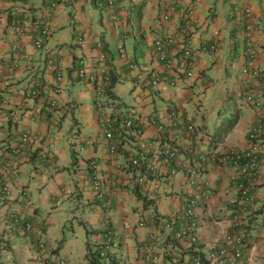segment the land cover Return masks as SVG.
<instances>
[{"label": "crops", "instance_id": "crops-1", "mask_svg": "<svg viewBox=\"0 0 264 264\" xmlns=\"http://www.w3.org/2000/svg\"><path fill=\"white\" fill-rule=\"evenodd\" d=\"M172 1L178 8L164 20V14L169 12L167 0H116L115 8H111L106 0H0V69L5 70V80L0 82V97L3 98L0 122L6 120L4 126H0V163L22 131L30 129L32 134L30 145L18 156V165L10 174L13 194L0 210L18 209L24 222L34 224L32 240L22 239L17 234H9L6 238L5 225L1 224L0 264H41L36 258V242L43 239L55 261L64 258L66 264H88L90 238H87L89 245L83 259L77 243L72 244L71 251H65L62 246L76 234V229H66V223L58 226L57 219L46 215L66 207L71 198L87 199L89 209H92L88 215H95L89 219L93 221L98 217L99 228L93 229L97 241L104 231L105 214L110 210L112 226L119 232V237L115 238L118 264H146L142 260L141 246L155 226L147 222V226L138 227L136 223L142 219L151 220L156 212L160 215L176 212L181 206V193L195 191L194 187L185 184L184 171L167 182L162 180L161 174H156L144 184L135 185L133 176L136 172L128 159V149L134 139L122 128L116 131V137L121 140L119 151L116 156L110 153L95 104V88L78 76L82 64L90 66L94 63L97 41L103 42L114 67L112 94L106 95L107 101L112 96L111 102L117 104L114 111L119 113L138 104L135 106L140 107L146 119L155 116L165 126V131L160 133L157 127L145 124L150 148L161 136L166 143L181 147L184 161H193L196 158L189 153L194 148L205 152L215 147L225 152L248 147V130L255 123L256 108L254 102L245 101L242 93L264 100V0ZM52 2L56 5L49 12ZM189 8H195L191 17L194 62L190 65L194 75L176 77L154 54L155 29L160 27L161 34L172 32L184 24ZM17 21L26 25L23 34L15 29ZM248 23L255 26L250 36L246 32ZM67 24L69 33L63 29ZM38 36L44 38L49 51L35 48L34 40ZM79 37L84 38L85 46L74 42ZM16 41L22 45V52L12 50ZM120 43L124 44L127 57L121 55ZM212 44L217 46L213 53L209 49ZM178 47L175 43L168 48L170 57L180 54ZM48 57L53 58L57 70L64 75L66 88L60 93L55 92V72L46 69ZM11 63L14 70L6 71ZM245 68L248 69L246 73ZM254 69L260 71V77H252ZM38 71H42L40 78L36 77ZM139 71L149 75L147 80L150 82L143 87L137 83ZM152 74L161 77L158 87L151 83ZM7 83L14 85L13 91H8L11 87ZM38 84L39 95L26 98L27 92ZM77 85L80 90L74 93ZM125 91L133 99L131 103L122 99ZM52 99L56 100V105L48 111L46 106ZM227 101L234 104L232 111H225ZM172 103L182 112L192 114L200 127V136L189 139L184 131L175 132L171 123L174 120L167 116ZM76 110L83 111L84 126L91 128L87 136L80 133L79 144L73 138L76 136L64 130L66 117ZM5 114L7 119L3 118ZM76 119L74 117V121ZM175 122L178 128L184 125L181 116ZM74 126L78 127V124L73 123ZM89 138L94 140L92 145L85 143ZM92 159L97 161L107 202L93 201L92 168L89 165ZM26 165H30L29 170L24 169ZM171 168L172 165L161 167L166 173ZM231 171L230 165L212 164L202 175L205 182L215 188V195L205 202L199 198L198 211L206 217V226L200 227V231L203 233L208 229L215 236L200 233L201 244L196 247L186 241H175L171 234L162 232L157 249L163 256V264H175L173 253L178 251L182 252L180 264H192L195 252L205 253L212 241L232 230L229 219L239 206V195L228 178ZM257 180L256 190L260 197L244 210L250 212L246 219L249 242L237 264H264V163ZM121 196L123 200H120ZM85 209L88 208L85 206ZM84 216L80 218V224H85ZM127 223L134 227L126 228ZM22 245L30 251L27 259L18 249Z\"/></svg>", "mask_w": 264, "mask_h": 264}, {"label": "built area", "instance_id": "built-area-1", "mask_svg": "<svg viewBox=\"0 0 264 264\" xmlns=\"http://www.w3.org/2000/svg\"><path fill=\"white\" fill-rule=\"evenodd\" d=\"M111 8L116 7V0H106ZM55 2L50 3L48 11L51 12L55 8ZM167 6L169 12L164 14V20L170 18V13L177 10L178 5L172 0H167ZM195 13V8H189L187 10V17L184 24H180L172 32L159 33V28L155 29V39H154V54L158 60L164 63L165 69L170 72V74H175L176 77L188 76L192 77L194 75L193 69L190 65L194 62V52L192 48V19L191 17ZM113 17L118 19V16L113 13ZM15 29H17L21 34L26 31L25 25L17 21ZM255 26L248 23L247 24V35L250 36L254 31ZM47 32V30L45 31ZM219 32H216L218 34ZM78 44L85 46V41L83 38H79L76 41ZM251 42V41H250ZM248 42V43H250ZM177 43L179 45L178 49L180 54H176L174 57H170L168 54V48ZM34 46L36 49H41L44 51H49L46 41L42 36H38L34 40ZM120 53L122 56H126V51L124 49V44H118ZM12 48L16 52H22L23 47L19 42H15ZM252 52L251 47L249 46ZM97 54L94 57V63L90 66L82 64L79 68L78 75L83 79L89 81L95 88L96 97L98 98V108L100 110V117L103 125V131L109 142L110 153L116 156L118 151V146L120 140L116 137V131L122 128V131H126L134 139V143L128 149V159L129 163L136 174L133 176V181L135 185L144 184L148 180V175L161 174L162 180L167 182L170 177L177 175L180 171H184L185 184L194 187L195 191H185L179 196L181 206L180 208L169 214L168 217H156L151 220H140L136 223L138 227H145L148 225L147 222L152 223L155 227L150 230L147 234L144 242L141 246L142 258L144 260H159V255L156 250L158 244L161 240V233L167 232L172 235V238L177 241H188L196 242L198 239L197 234V220L202 217L198 209L201 206L199 198L202 197L205 202L209 198L215 195V188L210 186L205 182L202 175L203 172L212 164L217 165H230L232 167L231 173L228 175L229 180L234 184L239 198L238 203L239 208L235 209L229 220L230 226L235 230L231 233H227L221 244L215 246V251L210 254V259L214 262L219 258H223L232 252L234 257L240 256L242 253V247L244 246L245 230L243 225L245 222V212L247 208L253 206L259 199V192L256 190L257 178L260 176V172L264 163V106L259 107L260 103H257L256 110V121L254 125L248 131V147L243 150L231 149L225 152L217 150L215 147L213 149H208L205 152H198L196 148L191 149L189 153L192 157L196 158L193 161H184L183 150L178 144L166 143L164 139L160 136L159 140L152 145L150 148L149 141H147L146 127L152 126L157 127L160 133L165 131V126L160 119L151 117L146 119L142 114L140 107H129L124 111L112 112L107 110V105L111 107L113 105L104 103L102 96L111 87L112 81L114 79V67L109 59L108 54L104 50V45L102 42L96 43ZM210 52L213 53L217 50L216 44L209 46ZM253 53V52H252ZM255 56V55H253ZM251 61V65H253ZM9 67L10 71L14 70V64L11 63ZM136 67V64H132ZM47 70L55 72L56 74V93H60L64 84V76L62 72L57 70L56 65L52 57H48V62L46 65ZM5 70L0 69V82L1 77L4 75ZM248 72V69H244V73ZM252 77H260L261 73L259 70H253L251 72ZM5 76V75H4ZM3 76V77H4ZM42 76V71L36 72V77L40 78ZM148 72L139 71L137 74L138 84L143 87L148 81ZM152 84L158 87L161 77L157 74H152ZM41 80V79H39ZM40 84H38L39 88ZM14 87L11 86L9 91H13ZM145 89V87H144ZM37 90H29L27 92L26 98H34L38 95ZM245 101L250 102L253 100L252 94H243ZM0 98V105L2 104ZM52 99L50 105L53 106L56 102ZM254 102V100L252 101ZM264 105V100L262 101ZM48 108V106H47ZM113 109V107H112ZM169 118L171 117L174 121L173 124L175 132L184 131L189 139L196 138L200 136V127L197 120L193 118L192 114L184 113L179 108L178 105L172 103L170 110L168 111ZM179 116L182 117L184 125L182 128L177 127V119ZM6 121V120H5ZM0 126H4V121L0 122ZM183 132V133H184ZM175 137V136H173ZM32 140V134L30 129H25L21 132L19 139L10 147L7 151L5 157L0 163V205L3 204L6 199L12 194V187L9 182L11 172L17 167L18 156L24 152L30 145ZM90 140L88 143H92ZM91 165L94 167L92 174V188L94 192L93 199L95 201H104L106 199V189L104 182L102 180L100 172H98L96 160L91 161ZM164 165H172V168L166 173L162 171L161 167ZM163 174V175H162ZM259 174V176H257ZM123 200V197H120ZM184 200V203H182ZM107 206V203H104ZM186 219L188 222L182 223V220ZM0 221H3L7 230H15L18 235L22 236L26 240L32 239L33 224L31 222L22 221V217L16 211L3 214L0 212ZM214 221V220H213ZM211 222V221H210ZM209 222V223H210ZM104 238L107 241L112 240V233L114 231L113 227L109 224V215L105 214L104 217ZM208 223V224H209ZM126 228H133L131 223L125 224ZM110 240V241H111ZM111 247L110 245H105L102 251L103 259L107 258V250ZM39 248V259L43 260V253L46 251L44 243H38ZM181 255V253H180ZM45 264H66L65 259H60L56 263L53 261H47ZM116 264V263H112ZM153 264V263H151ZM194 264H203L200 257L195 258ZM231 264V263H225Z\"/></svg>", "mask_w": 264, "mask_h": 264}, {"label": "rangeland", "instance_id": "rangeland-1", "mask_svg": "<svg viewBox=\"0 0 264 264\" xmlns=\"http://www.w3.org/2000/svg\"><path fill=\"white\" fill-rule=\"evenodd\" d=\"M63 29L66 30V33H69V30H70L69 24L64 26ZM58 33H61V32H58ZM63 86L66 88V85L63 84ZM79 87H80V85L76 86L77 90L74 91V93H76V92H78L80 90V89H78ZM121 97H122V99H124L126 101V103H131L132 100H133L130 97V94L127 91L123 92V95H121ZM134 105H138V104H134ZM233 109H234V104L232 102L227 101L225 103V111H232ZM107 110L111 111L112 107L110 105H107ZM94 116H95V113H94ZM74 117L77 118L75 121H74ZM3 118L7 119L8 115L5 114V116H3ZM83 119H84L83 111L76 110L75 113L74 112H70V114L66 117L65 122H64V130L65 131L68 130L69 134L72 133L73 136H76V137H73V138L76 141H78V144L80 143V137H79L80 133H82L84 136H87V134L90 133V131H91L90 127L87 128L88 127L87 125L84 126V120ZM73 123L75 125L78 124V127H76V126L73 127ZM103 137L107 140L105 133H103ZM219 137L220 136H218V138ZM220 140L221 139L219 138L218 141L220 142ZM85 143H86V141H85ZM24 169L29 170L30 169V165H26V167ZM158 201L159 200L157 199V202ZM78 205H80V208H78ZM73 206H74V208H73ZM85 206L88 209H85ZM3 208L4 207H2V209ZM89 208H90V206L87 204V199L83 198V199H81L79 201L78 199L75 200V199L71 198V200L66 203V207H61V208L57 209L56 212L52 211L50 214H46L47 216H50V217H53V218L57 219V225L58 226L62 225L63 223H66V229H69V230H71V228L76 229V234L71 235L70 238H68V240L62 246V248L65 251L69 252V251L72 250V244L73 243H77V245H78L77 250L81 254V256H80V258L82 257L81 259H83L84 255L86 253V249L88 247L87 245H89L88 241H87L88 237L90 238V242H91L90 243V248L92 249V251L95 252L97 250V245H96L97 237L95 236V233H93V229L99 228V224H98L99 220H98V217L93 218V221H91L89 219V218L95 216V215H91V216L88 215L89 211L92 210V209H89ZM127 209H129V208H127ZM70 211L72 213H68ZM94 212L95 211L93 210L92 214H94ZM75 215H77V217ZM84 215H86V219H89V220H86V219L83 218L84 221H85V224H80V221H81L80 218L83 217ZM108 215H109V224L112 226V222L110 221V216H111L110 210L108 211ZM1 223L2 222H0V226H1ZM87 231H90L91 233L88 234ZM206 232H208L210 235L215 236V234L213 232H211V231H208V229L204 230L203 233L200 231L201 235L202 234L204 235ZM118 233L115 230L113 231L112 236L114 237V240H115L116 237H119ZM9 234L15 235L17 233H16L15 230L10 231L8 229L6 238L9 237ZM104 234H105V230L102 232V234L100 236L101 240L104 238ZM19 237L22 238V239H25L22 236H19ZM43 241H44V239H43ZM55 245H58V243L55 244ZM18 249L20 250L21 255L25 259L29 258L28 255H30V251L28 250V248H26L24 245H22ZM22 249H25V250H22ZM211 251H215V248L211 249ZM209 252H210V249L208 248L205 251V254L208 255ZM158 253H159V260H156V261H154V260H151V261L143 260V261L146 264H151V263L160 264V263H163L162 254H161L160 251ZM210 254H211V252H210ZM173 255L176 258L175 259V261H176L175 264H178V263L180 264L181 262H180V259L177 257V255L175 253H173ZM212 262H214L213 259H212Z\"/></svg>", "mask_w": 264, "mask_h": 264}, {"label": "clouds", "instance_id": "clouds-1", "mask_svg": "<svg viewBox=\"0 0 264 264\" xmlns=\"http://www.w3.org/2000/svg\"><path fill=\"white\" fill-rule=\"evenodd\" d=\"M21 22V21H20ZM22 23V22H21ZM23 24V23H22ZM23 25H25V24H23ZM26 26V25H25ZM79 38H82V37H79ZM79 38H76L75 40H74V42L78 45V46H82L81 44H78L76 41L79 39ZM84 39V38H83ZM85 41V40H84ZM97 42H102V41H97ZM96 42V43H97ZM85 43H86V41H85ZM102 44H103V42H102ZM12 50H13V48H12ZM39 50H41V49H39ZM105 50V49H104ZM47 62H48V58H47ZM47 65V64H46ZM47 69V68H46ZM6 71H8L7 69H6ZM78 73H79V69H78ZM63 74V73H62ZM4 76V75H3ZM3 76L1 77V81H4L5 79H3ZM64 76V75H63ZM79 76V75H78ZM115 76V75H114ZM9 78V77H8ZM8 78H6V79H8ZM79 78H81V79H83L82 77H80L79 76ZM83 80H85V79H83ZM114 79H113V81H112V84H111V87L104 93V95L102 96V99H103V101H104V103H106V104H111V105H113L112 107H113V109H112V112L114 113L115 111H114V107L115 106H117V104L116 103H112L111 102V98H113L112 96H109V101H107L106 100V95H111L112 93H111V90H112V87H113V85H114ZM89 82V81H88ZM7 86H13L14 87V85L12 84V83H7ZM64 90V86H63V88H62V91ZM9 91V90H8ZM61 91V92H62ZM10 92V91H9ZM1 98V102H2V104H3V98L2 97H0ZM56 102V101H55ZM98 98L96 97V102H95V104H96V106H97V108H98ZM1 104V105H2ZM0 105V106H1ZM56 105V103L53 105V106H55ZM47 106H48V108H47ZM46 106V109L48 110V111H50V109H51V105H47ZM138 107V106H135V105H130V106H128L127 108H129V107ZM98 110H99V108H98ZM121 111V110H120ZM123 111V110H122ZM99 112H100V110H99ZM100 114V113H99ZM4 121V123H5V120H3ZM256 121V120H255ZM250 130V129H249ZM248 130V131H249ZM248 134H249V132H248ZM90 140H92L93 142L92 143H88V141H90ZM119 140V139H118ZM1 141V140H0ZM94 143V140L92 139V138H89V139H87L86 140V144H93ZM120 143H121V140H120V142H119V146H118V151H119V147H120ZM118 151H117V153H118ZM93 160H95V159H92V160H90L89 161V165H90V167L92 168V170H91V173L93 174V171H94V167L91 165V161H93ZM97 162V161H96ZM97 168H98V164H97ZM16 169V168H15ZM9 182H10V180H9ZM11 187H12V185H11ZM94 193V192H93ZM12 194H13V191H12ZM12 194L10 195V197L12 196ZM9 197V198H10ZM9 198L8 199H6V201L3 203V204H1L0 206H2V205H4L8 200H9ZM93 201H95L94 199H93ZM99 200H97V201H95V202H98ZM101 202H107V199H105L104 201H101ZM109 211V210H108ZM1 212V211H0ZM3 214H6V212H2ZM108 213V212H107ZM172 214V213H171ZM249 214H250V212H249ZM248 213H246L245 214V222H244V225H243V229L245 230V238H244V243H243V247H242V253H241V255L240 256H236V257H234V255H232V252H230L229 253V255H226V256H224L223 258H219L218 260H216V262H212V259H210V252H212L211 251V249H213V248H215V246L217 245V244H221L222 242H223V240H224V237H225V235L227 234H225V235H223V237H220V238H217V239H215L214 241H212V243L211 244H209V249H210V252H209V254L208 255H206L205 253H203V252H200V251H197V252H195V255H194V257H193V260H192V264H194L195 263V258H197V257H200L201 258V260H202V262H203V264H225L226 262L227 263H231V264H237V260L240 258V257H242L243 256V254H244V251H245V248H246V246H247V242H249V240H248V236H249V234H248V224H246V219H247V217H248V215H249ZM168 215L169 214H165V215H160V213H158V212H156L155 213V215L153 216V217H151L150 219H152V218H156V217H159V216H161V217H164V216H167L168 217ZM142 220H145V219H142ZM230 220V219H229ZM23 221V220H22ZM0 222H2L1 224H4V222L3 221H0ZM26 222H30V221H26ZM25 222V223H26ZM32 223V222H31ZM33 224V223H32ZM5 225V224H4ZM33 228H34V224H33ZM232 228V227H231ZM114 229V228H113ZM5 230L7 231V228L5 227ZM34 230V229H33ZM235 229L234 228H232V230L230 231V232H228V233H231V232H233ZM17 233V232H16ZM34 233V232H33ZM33 233H32V237H34L33 236ZM18 234V233H17ZM20 236V235H19ZM33 239V238H32ZM32 239H30V240H32ZM113 239H114V237H113ZM101 240V239H100ZM103 240V239H102ZM175 240V239H174ZM175 241H177V240H175ZM40 242H42V243H44V245H45V249H46V251H44V255H43V260H40L39 259V248H38V244L37 243H40ZM186 242H188V241H186ZM160 243H161V240H160ZM159 243V244H160ZM189 244H191V245H193V243L192 242H188ZM159 244H158V246H159ZM201 244V243H200ZM158 246H157V248H158ZM196 247H198L199 246V244H197V245H195ZM156 248V250H157V252H159L158 251V249ZM180 253H181V255H180ZM158 255H159V253H158ZM177 257L178 258H182V252L181 251H178L177 252ZM141 256H142V253H141ZM36 258H37V260L39 261V262H41V264H45L47 261H53L54 259H52V257H51V252H50V250L48 249V247H47V244H46V242L45 241H43V240H39V241H37L36 242ZM60 259H64V258H57V260L58 261H60ZM103 259V258H102ZM104 260V259H103ZM142 260H144L143 258H142ZM54 262L56 263L57 261H55L54 260ZM112 263H116V264H118L117 263V261H116V258H114V260H112V259H110V260H108V262H106V264H112ZM160 264H163V263H160Z\"/></svg>", "mask_w": 264, "mask_h": 264}, {"label": "trees", "instance_id": "trees-1", "mask_svg": "<svg viewBox=\"0 0 264 264\" xmlns=\"http://www.w3.org/2000/svg\"><path fill=\"white\" fill-rule=\"evenodd\" d=\"M251 53V55H252V57H253V55H254V53H252V52H250ZM263 75V74H262ZM40 89L41 88H38V87H36L35 89H32V90H37L38 92H37V94L39 95V92H40ZM29 92V91H28ZM248 94H250V93H248ZM252 96H253V94H252ZM264 97V96H263ZM253 100H254V105H255V108H256V110L257 109H260V108H257V103L256 102H259L260 103V106L259 107H262V106H264L263 105V103H262V99L261 98H257V99H254V96H253ZM252 100V101H253ZM252 101H250V102H252ZM134 169V168H133ZM261 173V172H260ZM152 174H150V175H148V180L150 179V177H152L151 176ZM257 176H259V174L257 175ZM182 203H184V200H183V202ZM240 207V205L237 207V208H239ZM1 211V210H0ZM12 211H16L17 213H19V215L21 216V214H20V211L18 210V209H15V208H12V209H9V210H7L6 212L7 213H10V212H12ZM1 212H3V211H1ZM214 220V219H213ZM212 219H208V221H213ZM186 222H188L186 219H183L182 220V223H186ZM209 223V222H208ZM197 225H198V227H197V229H196V231H197V234H198V239H197V241L196 242H192L193 243V245L192 246H194V245H197V244H200L201 243V240H202V238L200 237V227H204V226H206V217H204V216H202V217H200L198 220H197ZM250 233V230H248V234ZM101 236V235H100ZM33 238V237H32ZM112 238H113V236H112ZM111 240V239H110ZM110 240H106V239H103V240H100V237H99V241H97V243H96V245H97V250L94 252V251H92V249L88 252V254H87V258H88V260H89V263L88 264H106V262H108V260H110V259H112V260H114V258H116L117 256H116V247H115V240L114 239H112L111 241ZM110 243H111V247L110 248H108V250H107V258H105L104 260L102 259L103 257H102V251H103V249L105 248V245H110ZM38 244V243H37Z\"/></svg>", "mask_w": 264, "mask_h": 264}]
</instances>
